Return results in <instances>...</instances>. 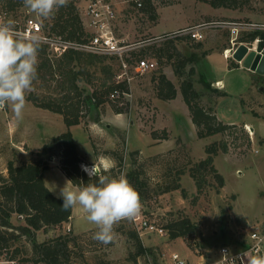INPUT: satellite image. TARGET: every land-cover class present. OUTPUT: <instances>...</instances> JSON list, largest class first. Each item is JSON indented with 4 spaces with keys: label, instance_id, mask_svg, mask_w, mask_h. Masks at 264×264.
I'll return each instance as SVG.
<instances>
[{
    "label": "rangeland",
    "instance_id": "obj_1",
    "mask_svg": "<svg viewBox=\"0 0 264 264\" xmlns=\"http://www.w3.org/2000/svg\"><path fill=\"white\" fill-rule=\"evenodd\" d=\"M106 1L115 11L111 21L113 34L121 46L130 49L122 57L129 63V80L124 78L121 61L116 54H98L99 58L91 62H86L87 58L82 56L81 61L72 62L71 66L73 71H79L75 82L82 93L80 98L92 90L102 91L105 84L124 79L128 92H121L116 100H112L109 94H102L98 102L95 99L80 100L78 114L81 121L77 125H82L89 141L79 142L80 147L85 148L80 168L83 169L82 165L89 169L95 165L98 171L108 168L106 160L114 162L105 151L116 150L122 153L121 168L125 174L131 167L129 150L139 149L141 157H137L135 164L142 170L144 180L139 194L144 212L164 228L169 221L187 218L194 224V229L175 239L169 238L167 230L161 236L137 233L144 251L133 257V241L125 232L114 228L113 241L102 244L93 239L94 233L89 231L96 226L87 221L86 215H77L73 211V232L83 233L77 240L78 244L71 246L73 262L170 264L167 257L171 251L178 252L191 262L199 260L198 255L201 254L213 257L221 245L241 248L246 232L264 224V74L247 69L243 60L239 61L234 55L241 45L248 52L258 51L260 40L248 42L239 39L254 29L259 30L253 27L256 24H264V0H242L233 7H216L209 0ZM76 5L80 12L83 0H76ZM150 12L154 13V18ZM0 13H5V19L14 20L15 24L32 18L44 27V23L50 20L36 17L22 4L6 11L0 7ZM222 20L235 21L243 28L224 27L219 24ZM82 21L85 31L91 34L93 29L86 26L84 16ZM198 24L205 26L200 39H193L183 30ZM44 30L50 33L48 29ZM159 48L167 54L171 53V57H158ZM181 54H193L195 59L184 64L182 76L177 77L172 63L179 62ZM138 56L153 59L155 68L136 71L134 65ZM42 57H48L55 63L59 56L46 46L42 52L39 51L38 77L31 93L39 98L59 100L68 93L66 77L72 74L61 76L57 70L53 74L48 73L45 67H40ZM233 63L238 66L232 67ZM191 67L193 71L189 73ZM159 70L174 83L176 97L162 100L156 96L154 83ZM201 76L210 82L211 89L200 83ZM187 77L191 78L193 87L200 93L199 103L205 108L211 107L218 119L234 127L204 137L196 135L180 92V82ZM213 88L223 90L225 94L217 96ZM113 103L125 111L115 113L111 108ZM60 125H66L61 113L36 106L28 99L23 118L19 121L9 108H0V173L6 176L9 160L19 163L37 158L49 137L64 131ZM88 125L96 131H90ZM113 125H125L127 130ZM137 126L148 132L156 129L157 136L166 132L170 141L149 143L151 137L139 132ZM122 132L125 140L120 138ZM178 135L180 143L175 144ZM221 144H225L226 150L218 148L215 154L206 151L207 146L219 147ZM88 147L92 149L90 154L86 152ZM209 154L211 161L204 162ZM59 159L57 153L51 155L49 166L52 163L57 165L64 175ZM191 171L195 173V178L190 175ZM53 172L50 170L52 181L56 180L62 189L65 184L60 183ZM176 172H179L178 175ZM173 173L177 176L178 188L162 192L161 184L165 181L172 183ZM215 173L221 180L214 176ZM16 217L15 214L11 216L13 223L17 222ZM120 223L125 227L123 231L132 228L130 219ZM65 232V226H46L36 230L35 238L43 241ZM25 247L28 248L27 245ZM25 252L30 253L29 250ZM12 263L6 254L0 253V264ZM27 264L43 263L29 261Z\"/></svg>",
    "mask_w": 264,
    "mask_h": 264
},
{
    "label": "trees",
    "instance_id": "obj_2",
    "mask_svg": "<svg viewBox=\"0 0 264 264\" xmlns=\"http://www.w3.org/2000/svg\"><path fill=\"white\" fill-rule=\"evenodd\" d=\"M147 1L149 2V0ZM241 1L209 0L216 7H233L237 6ZM20 4H22V0H0V7H3V11L12 9ZM149 14L154 18V13L150 12ZM42 28L43 30L46 28L50 33L61 36L66 40L75 42L86 41L91 36L84 29L76 0H69L68 6L60 8L48 22L44 23V27ZM256 37L261 38L258 46L259 48H263L264 52V31L254 29L244 35V37H240L239 40L250 42ZM40 47H42L40 49L42 52L45 46L40 44ZM82 56L87 58L85 59L86 62H91L94 58H99L98 54L86 53L75 49L66 50L56 59L55 63L50 61L48 57H42L40 67H45L48 73L53 74L57 70L61 76L64 75L66 77L68 73L72 74L70 77H66V90L68 93L59 98V100L39 98L34 93H30L27 96V99L34 105L61 113L67 127L72 124H78L81 121V117L78 114L80 100L95 99L94 101L98 102L101 100L102 94H107L108 96L113 90H118V96H120L121 92H128L127 83L124 79L118 83L111 81L112 83L105 84L102 91L92 90L80 98L82 93L75 82V77L79 71H73L71 64L72 62L81 61ZM157 56L171 57V53L167 54V52L159 48ZM194 59L195 55L193 54L184 55L180 61L178 59L179 62L172 63V68L176 76H182L184 64ZM231 66L238 65L237 63H233ZM192 71L193 68L191 67L189 73ZM110 78H112V75ZM156 78L157 81L154 83L156 96L162 100L174 98L176 94L174 83L161 70L158 71ZM200 83L207 89L212 88L210 82L203 76L200 77ZM212 90L216 92L217 96L225 94V91L218 88H213ZM180 92L188 108L198 137L222 132L226 128L235 126L233 124L223 123L216 117L211 107L205 108L199 103L200 93L193 87L190 77L180 82ZM111 108L115 113L125 111V109L117 106L115 103L112 104ZM123 134V132L120 134V138L125 140V135ZM149 134L153 139L157 140L168 138L166 132L162 136H157L156 129L150 130ZM174 142L175 144L180 143V137H176ZM218 148L226 150L225 144H221L219 147L216 145L207 146L206 151L215 154ZM105 152L111 156L114 163L108 168H100V174L110 176H120L122 174L140 194L141 190H143L144 180L141 176L142 170L135 164L137 157H141L139 149L129 150L128 157L131 167L125 174L121 168L122 153L116 150ZM56 153L60 158L59 167L61 171L73 185L84 186L88 183H96L98 181L97 177H89L80 168L79 164L83 162V159L77 151L72 134L68 129L57 135H51L43 145L37 158L19 163H14L12 160H9L6 165V176L0 173V253L6 254V258L13 261L12 264H27L29 261H33L34 263L41 262L43 264H75L71 257V246L78 244L77 240L80 239L83 233H74L73 231L70 233L71 229H68L63 234L50 237L43 241H37L35 238L36 230L46 226L60 225L62 222L68 220L71 213V210L65 211L61 208L62 199L53 194L43 181L42 174L49 167V157ZM211 154L207 156L204 162L211 161ZM211 169L215 171L212 166ZM171 170L168 169L169 172H172ZM178 173L176 172L177 175ZM190 175L195 178L193 171H191ZM173 176L172 183L171 181H165L161 184L160 188L162 192L178 188L177 176L174 173ZM214 176L218 180H221V177L217 173ZM197 185H199L198 179ZM13 214L17 216V222L15 223L11 221ZM95 228H90L89 231L91 230L92 233H95ZM115 228L117 231L125 232L132 239L134 250L131 252V255L133 257L143 254L144 246L134 229L129 228L123 231L125 227L122 223H119ZM165 228L169 238H175L192 231L194 224L189 219L182 218L169 221L165 224ZM26 245L28 248L25 247ZM26 250H29L30 253L25 252ZM17 253H21L22 255L19 256Z\"/></svg>",
    "mask_w": 264,
    "mask_h": 264
},
{
    "label": "clouds",
    "instance_id": "obj_3",
    "mask_svg": "<svg viewBox=\"0 0 264 264\" xmlns=\"http://www.w3.org/2000/svg\"><path fill=\"white\" fill-rule=\"evenodd\" d=\"M68 4L69 0H22L23 7L41 19L51 18ZM40 44L38 36L18 31L14 20H0V108H9L18 121L23 118L27 96L38 77ZM83 170L98 181L84 186L66 181L59 192L61 208L69 211L81 207L87 221L96 226L93 239L109 244L115 226L134 219L141 211L140 195L123 175L100 174L95 165ZM247 264H264V255L250 256Z\"/></svg>",
    "mask_w": 264,
    "mask_h": 264
},
{
    "label": "built area",
    "instance_id": "obj_4",
    "mask_svg": "<svg viewBox=\"0 0 264 264\" xmlns=\"http://www.w3.org/2000/svg\"><path fill=\"white\" fill-rule=\"evenodd\" d=\"M139 4V3H138ZM83 7L80 12L86 18L85 24L88 28L93 29L91 36L83 42H75L66 40L65 38L50 34L43 30L40 22L28 18L23 23L16 24L18 31L26 36L36 35L39 37L41 45L48 47L55 56H61L68 49L82 50L95 54H116L119 56L122 66V74L124 78L129 80L127 70L129 63L123 59V55L130 49H125L121 46L120 41L116 38L111 30V21L115 17V11L106 0H83ZM0 20L5 19V13H0ZM218 24V23H217ZM224 27H229L236 30L243 25L231 20L219 21ZM253 26V25H252ZM204 24H198L191 27H186V31L193 39H200L203 36ZM261 31H264V24H256L253 26ZM173 31V34L178 32ZM256 41L261 40L260 37L254 38ZM264 45V42H263ZM260 54H264L263 48H259ZM156 62L153 59L141 58L138 56L135 60L134 68L138 72L154 69ZM109 97L115 99L118 97V90H113L109 93ZM84 165H82V168ZM122 175V174H121ZM132 228L139 234H154L163 235L166 233V228L156 223L142 209L134 219H130ZM253 255H264V224L257 225L254 229L248 230L243 239V245L239 249L230 246L221 245L217 248L213 257H204L201 254V259L198 262H188L182 258L178 252L171 251L168 254L170 264H247V260ZM149 259V257H148Z\"/></svg>",
    "mask_w": 264,
    "mask_h": 264
},
{
    "label": "crops",
    "instance_id": "obj_5",
    "mask_svg": "<svg viewBox=\"0 0 264 264\" xmlns=\"http://www.w3.org/2000/svg\"><path fill=\"white\" fill-rule=\"evenodd\" d=\"M80 16H81V18H83V16L81 15V13H80ZM172 30V29H171ZM167 31V30H166ZM217 82H219V80L217 79ZM220 83V82H219ZM175 97H176V95H175ZM97 126V125H96ZM99 126V125H98ZM106 126H108V125H106ZM113 126H115L116 128H118V129H125V130H127V126H125V125H113ZM88 128L90 129V131H96V129H94V127L93 126H91V125H88ZM60 129H62V130H65V129H68L70 132H71V134H72V138H73V140H74V142H75V144H76V149H77V151L80 153V155H85V148L84 149H82L81 147H80V141H84V142H89L88 141V135H87V133L85 132V131H83V129H82V125H77V124H72V125H69L68 127L66 126V125H60ZM137 129L139 130V132H142V133H144V134H146V135H149L150 136V134H149V132L148 131H143V130H141L140 129V127L139 126H137ZM179 136V135H178ZM151 137V136H150ZM180 137V136H179ZM163 141H170V138H167V139H162V140H157V139H153L152 137H151V141L149 142V143H158V144H160V143H162ZM91 148H89L88 147V150L86 151L87 152V154H90L91 152H92V149L90 150ZM159 151H161V150H159ZM92 155V154H91ZM89 157H91V156H89ZM93 160H91V162H92ZM99 161V160H98ZM100 161H102V159H100ZM107 162H109L108 163V166H111L112 165V161L110 160V159H108V160H106ZM111 161V162H110ZM50 170H52V171H54L53 173H55V174H53V176L55 175L56 177H58L59 179H60V183L62 182V183H66V181H69V179L67 178V177H65L61 172H60V170L57 168V165H53V163L52 164H50V166H49V168L48 169H46L44 172H43V174H42V176H43V181H44V183H45V185L51 190V192L53 193V194H55V195H57V196H59V192H60V186L55 182L56 180H54V182L52 181V179H51V176H52V174L50 173ZM73 186H75V185H73ZM73 211H75V212H77L78 214L77 215H81V214H84V215H86V213L82 210V208L81 207H79V206H77V207H75V208H73V209H71V213H70V216H69V218H68V220L67 221H65V222H62L60 225H58V226H61V227H64L65 226V228H66V230H68V229H71V231H73V228H72V212ZM173 239H175V238H173ZM198 257L201 259V255H198ZM200 259L198 260H196V261H191V262H199L200 261Z\"/></svg>",
    "mask_w": 264,
    "mask_h": 264
},
{
    "label": "water",
    "instance_id": "obj_6",
    "mask_svg": "<svg viewBox=\"0 0 264 264\" xmlns=\"http://www.w3.org/2000/svg\"><path fill=\"white\" fill-rule=\"evenodd\" d=\"M235 58L239 61L243 60L244 67L255 71L259 74H264V54L259 52H248L244 45H241L239 52L236 53Z\"/></svg>",
    "mask_w": 264,
    "mask_h": 264
},
{
    "label": "bare ground",
    "instance_id": "obj_7",
    "mask_svg": "<svg viewBox=\"0 0 264 264\" xmlns=\"http://www.w3.org/2000/svg\"><path fill=\"white\" fill-rule=\"evenodd\" d=\"M217 83H219V82H217ZM84 167H85V165H84Z\"/></svg>",
    "mask_w": 264,
    "mask_h": 264
}]
</instances>
